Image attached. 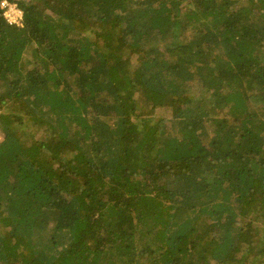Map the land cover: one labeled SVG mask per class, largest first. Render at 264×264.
I'll return each instance as SVG.
<instances>
[{
  "label": "trees",
  "instance_id": "16d2710c",
  "mask_svg": "<svg viewBox=\"0 0 264 264\" xmlns=\"http://www.w3.org/2000/svg\"><path fill=\"white\" fill-rule=\"evenodd\" d=\"M2 1L0 264H264V0Z\"/></svg>",
  "mask_w": 264,
  "mask_h": 264
},
{
  "label": "built area",
  "instance_id": "2783aa9c",
  "mask_svg": "<svg viewBox=\"0 0 264 264\" xmlns=\"http://www.w3.org/2000/svg\"><path fill=\"white\" fill-rule=\"evenodd\" d=\"M1 6L4 9V16L10 24L20 25L23 20V11L16 4H11L7 0L1 2ZM1 137V129H0Z\"/></svg>",
  "mask_w": 264,
  "mask_h": 264
},
{
  "label": "rangeland",
  "instance_id": "374dc122",
  "mask_svg": "<svg viewBox=\"0 0 264 264\" xmlns=\"http://www.w3.org/2000/svg\"><path fill=\"white\" fill-rule=\"evenodd\" d=\"M167 109V108H166ZM169 110V109H168ZM34 132H37V130H35Z\"/></svg>",
  "mask_w": 264,
  "mask_h": 264
}]
</instances>
